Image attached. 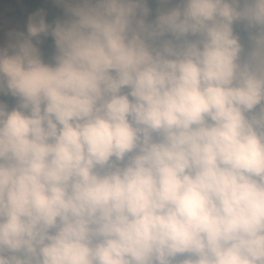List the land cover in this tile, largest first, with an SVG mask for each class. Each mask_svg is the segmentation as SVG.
Listing matches in <instances>:
<instances>
[{
    "label": "clouds",
    "instance_id": "1",
    "mask_svg": "<svg viewBox=\"0 0 264 264\" xmlns=\"http://www.w3.org/2000/svg\"><path fill=\"white\" fill-rule=\"evenodd\" d=\"M54 3L0 46V264H264V0Z\"/></svg>",
    "mask_w": 264,
    "mask_h": 264
},
{
    "label": "trees",
    "instance_id": "2",
    "mask_svg": "<svg viewBox=\"0 0 264 264\" xmlns=\"http://www.w3.org/2000/svg\"><path fill=\"white\" fill-rule=\"evenodd\" d=\"M40 3L37 2L35 4V8L38 7ZM150 7H152L154 10L159 7L155 2L150 4ZM155 15V11L153 13ZM31 14L28 13H21V12H12L10 13V20L15 22L17 25H19L20 29L26 33L27 32V25L29 22V18L31 17ZM63 9L56 5V7L49 13L45 14V20L48 23H54L58 19H63ZM234 30L238 35L241 36L242 42L245 44V47L248 46V40H247V33L244 31L242 25H235ZM2 30L0 29V39L2 38ZM40 39L43 41L42 44L38 45L41 48V55L42 59H44L45 62L47 63H52L53 62V57L55 54V46H54V40L49 36V37H44L43 35L40 37ZM35 42V39H34ZM0 100H3L6 102L9 107L14 106V99L11 98L10 96H0Z\"/></svg>",
    "mask_w": 264,
    "mask_h": 264
},
{
    "label": "rangeland",
    "instance_id": "3",
    "mask_svg": "<svg viewBox=\"0 0 264 264\" xmlns=\"http://www.w3.org/2000/svg\"><path fill=\"white\" fill-rule=\"evenodd\" d=\"M37 2L40 4L35 8ZM55 7L54 0H0V29L3 33L0 39V46H6L10 41L15 39L17 33L23 32L19 25L10 21V12H21L31 15L39 12L45 15Z\"/></svg>",
    "mask_w": 264,
    "mask_h": 264
}]
</instances>
